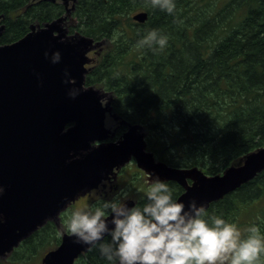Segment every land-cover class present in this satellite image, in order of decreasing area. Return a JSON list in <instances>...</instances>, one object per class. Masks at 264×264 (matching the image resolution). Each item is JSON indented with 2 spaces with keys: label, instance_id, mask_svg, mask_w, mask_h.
Instances as JSON below:
<instances>
[{
  "label": "trees",
  "instance_id": "1",
  "mask_svg": "<svg viewBox=\"0 0 264 264\" xmlns=\"http://www.w3.org/2000/svg\"><path fill=\"white\" fill-rule=\"evenodd\" d=\"M78 6V24L70 33L110 43L95 57L86 85L113 94L115 111L146 129L148 150L159 161L216 176L264 147V0H177L175 14L148 0H80ZM140 11L148 13L144 23L132 18ZM0 16L4 45L25 37L34 23L60 15L53 8L37 10L30 0H0ZM152 28L169 36L157 53L137 44ZM170 184L178 198L183 189ZM260 203L264 171L208 212L233 221ZM60 241L57 227L47 224L0 264H30L41 246L57 247ZM75 264L104 261L91 249Z\"/></svg>",
  "mask_w": 264,
  "mask_h": 264
},
{
  "label": "water",
  "instance_id": "2",
  "mask_svg": "<svg viewBox=\"0 0 264 264\" xmlns=\"http://www.w3.org/2000/svg\"><path fill=\"white\" fill-rule=\"evenodd\" d=\"M134 20L144 23L146 12ZM65 17L32 26L21 40L0 45V258L9 255L48 221L60 224V214L110 176L116 177L132 158L150 177L158 174L177 182L186 203L195 198L207 209L264 171V148L246 155L223 175L208 176L198 168H174L146 151L144 128L127 125L119 142L104 143L114 134L104 126L105 114H113L111 93L86 87L89 53L104 45L84 35H69ZM5 26H0V37ZM61 53L52 63L51 54ZM49 56L45 57L44 52ZM83 90L70 97L64 69ZM107 100L101 105V98ZM75 122L67 132L64 125ZM100 142V145L91 147ZM79 155V159L73 157ZM70 161V162H69ZM188 180L192 181L189 184ZM133 200H129L131 204ZM64 234L58 248L48 252L42 264H75L90 249Z\"/></svg>",
  "mask_w": 264,
  "mask_h": 264
},
{
  "label": "clouds",
  "instance_id": "3",
  "mask_svg": "<svg viewBox=\"0 0 264 264\" xmlns=\"http://www.w3.org/2000/svg\"><path fill=\"white\" fill-rule=\"evenodd\" d=\"M153 8L175 14L177 0H148ZM169 41L167 33L152 28L137 44L153 53L162 51ZM45 57L49 56L47 50ZM61 53L52 52V63L59 62ZM64 82L73 85L68 95L75 98L81 90L74 77L64 69ZM101 98L100 103H106ZM75 122L64 125L67 132ZM104 126L115 122L105 114ZM120 135L113 142H119ZM91 147H96L94 144ZM79 159V155L73 157ZM70 162V161H69ZM5 187L0 185V195ZM143 202L133 201L124 189L110 198L71 209L65 224L74 242L97 249L104 264H264V232L257 222L241 229L223 214L208 212L205 203L193 197L187 203L176 196L174 186L158 174L144 189ZM5 218L0 213V223Z\"/></svg>",
  "mask_w": 264,
  "mask_h": 264
},
{
  "label": "rangeland",
  "instance_id": "4",
  "mask_svg": "<svg viewBox=\"0 0 264 264\" xmlns=\"http://www.w3.org/2000/svg\"><path fill=\"white\" fill-rule=\"evenodd\" d=\"M34 24H38V23H34ZM77 24H78V19H76V18L69 19L68 18V27H69V29L73 28ZM78 33H80V32H78ZM104 40L106 41L104 43V46L106 48L107 46H109L110 43L106 39H104ZM98 88H100V87H98ZM123 132H126V130L124 129ZM131 168H133V167H129L123 174L124 181H125L124 182V190H126L128 192V195H129L130 199H134L135 201L136 200L138 201V200L142 199V197L144 196V194H145L144 193V189L146 188L148 182H150L151 179H153V177L149 178L147 176V174H145L143 171L138 169L136 167V165L134 166L133 169H131ZM135 168L140 170L143 174H140L137 170H135ZM102 198H105V197H102ZM107 198H110V197H107ZM100 199L101 198H99L98 200H100ZM98 200H96V201H98ZM96 201H94V202H96ZM84 204H91V203H89L88 200L86 201V199H84V200L79 201L73 208L82 206ZM261 205H262V203L257 204L258 208L256 206H254V207H256V209H254V207H253V210L251 212H248L246 216H241V218H239L240 217L239 216L237 218V220L235 219L233 221L236 224L239 222V224H241L243 228H245L249 223H252V222L264 223L262 220H260L258 218V216H261V213H259V210L264 207V205L263 206H261ZM73 208H71V209H73ZM71 209L69 211H67V213L63 216L64 218L62 217L60 225L56 226L59 229V235L60 236L61 235L63 236L64 230L65 231L67 230L65 221H66L67 215L71 211ZM238 227L240 228L241 226H238ZM261 231L264 232V228L261 227ZM241 232H242V229H241ZM244 234L246 235V233H244ZM47 248H45V245L41 246L40 249H39V254L34 256L35 258L32 257L31 261L29 263L30 264H41L42 257L48 251L56 248V245L49 246ZM6 259H8V257L0 258V262H5Z\"/></svg>",
  "mask_w": 264,
  "mask_h": 264
},
{
  "label": "flooded vegetation",
  "instance_id": "5",
  "mask_svg": "<svg viewBox=\"0 0 264 264\" xmlns=\"http://www.w3.org/2000/svg\"><path fill=\"white\" fill-rule=\"evenodd\" d=\"M80 0H30L31 5L35 6L37 10L40 11H47L50 9H56L59 17L65 16L67 19L71 18H78L77 17V8L79 7ZM115 122V126L112 128L113 133L115 134V137L117 135H120V137L123 135V127L119 126V123ZM114 137V138H115ZM114 141V139H113ZM136 164V161L133 159L130 164H128L125 168H123L116 177L110 176V179L104 180L96 189H93L90 193H88L85 197L81 198L79 201L86 199L89 203H93L94 201L98 200L102 197H111L113 193H115L119 189H124V172L129 168L133 167ZM131 168V169H133ZM140 174H143L140 170L136 169ZM171 182V181H170ZM78 201V202H79ZM76 202V204L78 203ZM75 204V205H76ZM74 205V206H75ZM73 206V207H74ZM47 224H54L56 226V223L54 222H48ZM46 224V225H47Z\"/></svg>",
  "mask_w": 264,
  "mask_h": 264
},
{
  "label": "bare ground",
  "instance_id": "6",
  "mask_svg": "<svg viewBox=\"0 0 264 264\" xmlns=\"http://www.w3.org/2000/svg\"><path fill=\"white\" fill-rule=\"evenodd\" d=\"M141 119V118H140ZM155 135V134H154ZM208 157V156H207Z\"/></svg>",
  "mask_w": 264,
  "mask_h": 264
}]
</instances>
